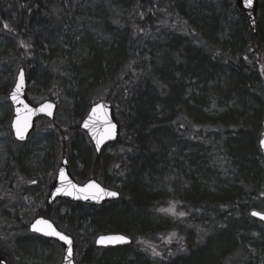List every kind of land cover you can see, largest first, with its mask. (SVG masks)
Returning <instances> with one entry per match:
<instances>
[{
  "label": "trees",
  "instance_id": "16d2710c",
  "mask_svg": "<svg viewBox=\"0 0 264 264\" xmlns=\"http://www.w3.org/2000/svg\"><path fill=\"white\" fill-rule=\"evenodd\" d=\"M257 15L253 35L234 0L0 5V185L12 176L0 193V253L37 264L47 243L61 249L28 232L23 196L41 203L35 216L71 236L75 251L82 240L79 264H228L249 254L248 244L264 246V224L249 215L264 212V0ZM19 67L28 96L57 104L53 121L39 119L25 143L9 128L7 95ZM248 98L258 108L247 107ZM98 101L113 106L120 125L110 157L108 147L96 155L79 128ZM62 157L79 183L97 179L119 199L48 206ZM168 204L180 215H161ZM163 227L168 239L154 255L139 241L160 243ZM111 232L130 236L131 245L93 247L98 234Z\"/></svg>",
  "mask_w": 264,
  "mask_h": 264
},
{
  "label": "water",
  "instance_id": "95a60500",
  "mask_svg": "<svg viewBox=\"0 0 264 264\" xmlns=\"http://www.w3.org/2000/svg\"><path fill=\"white\" fill-rule=\"evenodd\" d=\"M22 2H28L31 0H21ZM235 10L242 13L245 21L247 22L248 27L250 28L253 35H256L258 32V20H257V9H258V0H252L250 7L244 6V0H234ZM21 73H23V82L21 84ZM21 84L19 90H17V85ZM27 77L26 69L24 67H19L16 71L15 81L11 87L7 98L12 108L11 120H10V131L12 137L15 141L19 143H25L34 131L36 121L39 118H46L48 120H53L56 113V103L45 100L38 104L30 102L27 97ZM13 96L16 99H13ZM93 109L96 111L93 112ZM87 122L88 127H84V124ZM115 125L113 129L111 126ZM17 128L23 131L24 138L20 139L17 136ZM79 128L83 131L88 139L90 140L95 153L99 155L103 147L116 142L120 135V125L115 117L114 109L112 106L99 101L90 106L86 116L82 119L79 124ZM264 140V130L258 141V147L262 156V166L264 169V147L261 146V141ZM61 172H63L64 179H61ZM91 184H95L96 188L88 187ZM74 186V187H73ZM98 189L100 191H98ZM59 190V191H58ZM116 193L115 196H110L109 193ZM70 193V194H69ZM118 191L104 187L98 180L90 179L83 184L77 183V181L72 176L67 158H61L54 179L48 189L46 195V203L48 206L53 205L57 199H62L68 202L82 203L92 206L103 205L110 201H116L119 199ZM89 197L84 199V197ZM256 212L261 215H264V212L257 210H251L249 215L252 219L261 222L264 224V220L260 219L259 216H253L252 213ZM38 220L47 221L48 224L52 225V228L61 235L67 236L71 241L72 256L68 257L67 249L69 248L68 244H65L63 241L59 240L56 236L44 235V232L49 231L46 224H36ZM36 225L37 228L41 231L36 232L32 230V226ZM28 231L31 234L40 236L44 239L56 241L62 248V260L61 264H76L74 260L75 252V242L71 236L65 232L59 230L55 224L48 218L37 216L30 221L28 224ZM114 237H124V241H119L115 239H108ZM101 238H105L103 243H98ZM132 243V238L124 233L120 232H111L100 234L95 237L93 241V247L97 249H106L114 247H126L130 246ZM0 264H11L10 258L4 254L0 253Z\"/></svg>",
  "mask_w": 264,
  "mask_h": 264
},
{
  "label": "rangeland",
  "instance_id": "374dc122",
  "mask_svg": "<svg viewBox=\"0 0 264 264\" xmlns=\"http://www.w3.org/2000/svg\"><path fill=\"white\" fill-rule=\"evenodd\" d=\"M16 1L17 0H0V5L3 6L5 9L11 11V8L16 7ZM28 98L30 99L31 102L37 104L40 103L42 101H44L43 97H38V98H34L32 96H28ZM235 104V101H233L232 103L229 104V106H233ZM245 105H247V107H254V108H258L257 106L254 105V103L251 102V100L245 99ZM3 112L1 111L0 108V117H2ZM36 127H40V122L36 123ZM4 135V134H3ZM5 136V135H4ZM108 147V146H107ZM114 152V148L113 147H108L105 151H104V156L106 157H110ZM61 159V158H60ZM2 168V164L0 162V171ZM7 182L5 183V185L1 186L0 185V193H4L5 192V188L9 187L10 182L12 183V176H9L6 180ZM9 183V184H8ZM12 189V188H11ZM10 196V200L12 201L14 199V195L12 197V192L11 194H9ZM264 196V193H263ZM22 201H24L25 204H27L28 209L25 210V213H28L29 215V221L34 219L35 217V212H37V210L39 209V207H41V203H34V201L31 198L28 197H22ZM34 204V205H33ZM59 204H57L58 206ZM59 207H62V211H64L66 209V207L63 205H60ZM167 209H172V211H162V210H167ZM180 212L178 211L177 207L175 205H167L161 208L160 210V214L162 215H167V216H171V218H176L178 216ZM21 214V213H20ZM175 215V216H174ZM180 215V214H179ZM199 215V212H197L194 216ZM162 216V217H164ZM20 219L24 222L26 221V218L24 217V213H22L21 216H19ZM159 222V220H158ZM157 224V222H156ZM163 230L161 231V233H158L156 236H158V239L160 240V243H153V242H147V241H139L140 244H143L146 242V245L149 247L148 249H154L156 250L155 252H161L163 250L162 247H159L161 245L158 244H163L165 242V240H167V234H164V227L162 228ZM262 229V228H261ZM199 239L194 238V236H191V238H194V241L196 242H203L204 241V236L202 231H199ZM155 236V237H156ZM253 236V242L257 241L256 239L258 238V234L254 233L252 234ZM148 243V244H147ZM48 244V248H46V250L42 251L41 254V258L43 262H38L37 264H60L61 263V259H62V249H60L59 247L55 246L54 243H47ZM204 245L203 247L198 251L201 252L204 250ZM85 250V245L83 246V242L82 240L80 241V244L77 245V249L75 251L74 254V260L76 262V264H79V261L81 260V255L83 254ZM246 250L249 252L246 253L245 252V257H239V255L237 256L236 260L233 261H229L228 264H246V263H251V264H256L257 261H259L260 263L264 260V246H262L261 244H256V246H251L250 244H248L246 246ZM260 252H262V256L260 255ZM256 256L257 258L254 259L253 257ZM12 264H27L24 260H16L12 261ZM30 264H35V263H30Z\"/></svg>",
  "mask_w": 264,
  "mask_h": 264
},
{
  "label": "snow or ice",
  "instance_id": "6c2138e0",
  "mask_svg": "<svg viewBox=\"0 0 264 264\" xmlns=\"http://www.w3.org/2000/svg\"><path fill=\"white\" fill-rule=\"evenodd\" d=\"M251 4H252V0H244V6L245 7H250ZM5 27H7V25H5ZM20 79H21V84H22V82H23V73H21ZM21 84H18L17 85V90H19V88L21 87ZM13 99H16V97L13 96ZM95 111L96 110L93 109V112H95ZM84 127H88L87 122L84 124ZM111 127L114 129L115 128V125H112ZM17 136L20 139H23L24 138L23 131L21 129H19V128H17ZM260 143H261V146L264 147V140H262ZM61 179L62 180L64 179L63 172H61ZM88 187H90V188H96L97 186L95 184H91ZM98 191H100V190L98 189ZM109 195L110 196H115L116 193H114V192L113 193H109ZM88 198L89 197H87V196L84 197V199H88ZM162 211H172V209H167V210H162ZM181 215H183V213H181ZM252 215L253 216H259L260 219L264 220V215H261V214L256 213V212H253ZM36 224H46L47 225V228L49 229V231L44 232V235L56 236V237H58L59 240L63 241L65 244H68L69 245V248L67 249L68 257H71L72 256V248H71L72 241L67 236L61 235L60 233L56 232L55 229L52 228V225L51 224H48L47 221L38 220L36 222ZM32 230L33 231H36V232L41 231V229L37 228L36 225H33L32 226ZM104 239L105 238H101V240L98 241V243H103L104 242ZM108 239H115V240H119V241H124L125 240L124 237H114V238H108ZM154 255H158V253H155L154 252ZM70 264H71V262H70Z\"/></svg>",
  "mask_w": 264,
  "mask_h": 264
}]
</instances>
